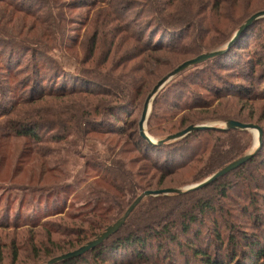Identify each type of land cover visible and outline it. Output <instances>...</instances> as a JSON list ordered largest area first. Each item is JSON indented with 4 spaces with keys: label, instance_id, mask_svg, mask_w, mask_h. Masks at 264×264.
I'll use <instances>...</instances> for the list:
<instances>
[{
    "label": "trees",
    "instance_id": "trees-1",
    "mask_svg": "<svg viewBox=\"0 0 264 264\" xmlns=\"http://www.w3.org/2000/svg\"><path fill=\"white\" fill-rule=\"evenodd\" d=\"M150 1L156 3V8L150 14L149 21L143 26L144 30L147 29L144 32L145 35L149 32L146 40L132 33L131 24L127 23L125 17L128 8L114 4L113 1L101 3L104 10L97 12L96 23L98 31L103 30L100 38L97 35L92 42L94 49L89 59L85 61L86 64L93 65V70L86 75L78 73L77 76L85 81H94V84L96 82L98 87H86L80 84L69 87V83L65 81V72L57 63L43 64V57H37L41 49L51 51L49 43L53 48H66L72 51L76 60L80 52L86 48V44L83 43L77 45L78 43L69 42L63 38L57 39L54 36L55 29L50 30V34L45 37L48 45H45L42 39L35 38L18 47L13 44L9 46L14 50L26 48L33 57L29 61H35L32 70L27 71L26 77L21 81L29 92L28 97L22 101L28 108V113L24 114L26 122L21 123L22 128L18 133L34 141L39 139L36 135L38 127L44 125L52 132L47 139L56 146L50 151L51 159L48 160L47 170L41 172L37 181H41L44 188L54 191L71 177L68 172L70 168L80 167L81 170L86 168L87 170L83 172L88 179L92 177L88 169L95 170L98 165H103L106 167L105 172L98 170L95 177L102 172L104 177L94 180L89 185L91 193L100 192L107 195L106 191L99 189L103 188L99 182H96L100 180L105 185L123 186L122 191L130 197L129 200L121 202L113 199L109 201V204L114 207L113 217L127 211L134 201L132 197H135L139 190H151L149 186L154 185L153 178L159 176L156 181L157 190L163 189L161 185L164 176H160L163 171L168 172L170 177L180 179L182 181L180 183H185L184 179L207 175L218 167L232 162L233 159L230 160L231 162L228 159L234 155L231 150L235 146L234 140L238 138L236 135L242 134L239 130L207 129L192 133L181 142L157 147L140 137L138 115L137 113L133 115L130 111L135 109L142 112L146 97L154 85L180 65H176L164 75L165 72L161 68L167 65L164 66L158 56L169 54L172 60L182 58L189 60L201 55L203 51L219 48L244 20L264 10V0ZM5 2L0 0V4ZM261 22L263 21H258L251 26L226 54L195 67L197 69L193 74H202V78H207L209 82L210 87H204V89L208 92L210 99L203 97L201 93L191 92L190 95H185V89L180 87L181 83L167 88L164 92L168 100L171 96L172 107L165 108L163 115L159 116L156 110L159 97L154 101V110L150 117L152 131L154 127L151 123L159 119L167 125L160 130L164 136L176 134L198 121L203 114L201 113L203 108L206 109L215 102L222 107V100L229 96L225 94L240 98L238 92L241 88L238 90L235 84L231 83L233 79L217 77L215 73H212L214 72L212 69L222 66L224 57L241 49L239 47L241 40L255 25H261ZM113 24H117L116 28L110 29L109 27ZM98 31L96 30L94 35ZM172 33L174 35H171ZM155 34L160 40L159 43H155ZM262 34L260 29L256 33V39L264 53V34ZM163 35L165 38L170 35V38L164 40ZM9 55L10 59H14L13 53ZM6 60L4 70L7 76L16 75L24 69L21 58L17 61V67L14 68L9 62L6 63ZM135 60L139 61L134 62ZM255 62L251 78L257 75L258 80L264 82V71L261 74H257L256 71L257 66L264 65V59L258 57ZM241 74L236 75L237 79L247 80ZM1 87L6 88L3 85ZM228 106L229 104L225 105V108ZM224 110L226 115L223 112V116L227 119L234 118L233 114L229 113L230 110ZM16 116L20 115L17 113ZM217 134L225 138L216 137ZM92 142L100 144L104 150L96 149L91 145ZM163 148L170 150L164 157L161 150ZM137 153L141 155L140 160ZM79 161L82 164H79ZM140 163L142 165L138 167L135 174L133 171H127V167ZM249 164L246 163L232 174L242 172ZM136 176L150 177L151 182L146 184V180L137 181ZM229 176L228 174L199 191L167 196L158 201L136 219V225L123 229L126 234L123 235L121 232L116 235L112 239V246L116 251L130 256L133 260L130 261L131 264H264V236L253 237L252 243L246 239L248 245H245L244 241L241 244L233 240L226 242V239L221 238L219 229L213 232L214 236L203 237L204 232L199 230L195 232L192 228L198 222V214L202 213L200 215L202 217L205 215V220H209L211 214H216L211 201L203 196L207 190L217 188L225 197L227 188L224 184L222 185V182ZM181 185L183 184L175 186ZM158 198L161 199V197ZM258 218L260 221L264 219L263 216ZM100 221L92 231L90 229L88 233H85L80 243H72L70 247L74 248L88 241L95 235L96 230L101 231L110 224L106 219ZM210 222L216 226L215 219ZM93 230H95L94 233H92ZM191 234L195 236L190 237ZM180 236L184 237L186 244L179 246L178 254L174 253L173 258H170L167 242L179 245ZM212 241H215L217 245H212ZM106 245L105 242L79 258L59 264H88L90 257L96 264H105L108 262L104 257ZM245 246H248V250L244 248Z\"/></svg>",
    "mask_w": 264,
    "mask_h": 264
},
{
    "label": "rangeland",
    "instance_id": "rangeland-1",
    "mask_svg": "<svg viewBox=\"0 0 264 264\" xmlns=\"http://www.w3.org/2000/svg\"><path fill=\"white\" fill-rule=\"evenodd\" d=\"M5 1L4 4H0V264H45L55 257L82 247L95 239L109 225H114L123 216L125 211L121 215L118 214L113 217L114 207L109 204V201L113 199L114 201L121 202L129 200L130 197L129 194L122 191L123 186L118 185L113 187L112 185H105L100 180L96 181L103 187L99 189L103 192L106 191L107 195H103L100 192L91 193L89 185L94 180L104 177L103 173L106 167L103 165H98L95 170L88 169L92 176L88 179H86L83 172L87 170L86 168H83V170L80 167L78 169L70 168L68 172L71 177L62 182L60 187L54 191L44 188V184L42 185L41 181H37L42 174L41 172L47 170L49 165L48 160L51 159L50 151L53 150V147L56 148V146L47 139L52 132L50 128L44 125L43 127H38L36 135L39 136V139L37 138L34 141L22 133H18L22 128L21 123L26 122L24 114L27 115L28 113V108L24 106L22 101L28 97L29 92L21 84V81L26 77V72L32 70L35 61H29L33 57L30 56L31 52H28L26 48L14 50L9 48V46L13 44L18 47L20 44L27 43L28 40H34L35 38L42 39L43 43L48 45L46 43L47 38L45 37L50 34V30L55 29L54 36L57 39L63 38L66 41L78 43L77 45L86 44V48L77 57L78 61L74 58L72 51L66 48H53L50 43L49 49L51 51L41 49L37 53V57H43V64L57 63L64 70L66 75L65 81L69 83V87L74 84L86 87H98L96 82L94 84V81H85L77 76L78 73L86 75L93 70V65L86 64L85 61L89 59L94 49L92 42L97 35L100 38L103 30L98 31L96 23L98 20L96 17L97 12L104 10L102 9L104 6H101L103 5L101 3L113 1L112 3L114 4L128 8L125 14L126 21L131 24L132 33L136 37L142 36L143 40H146V36L149 34L147 32L145 35L144 32L147 29L145 28L144 30L143 26L149 21L150 14L156 8V3H151L150 0ZM260 21H263L261 22L262 24L259 26L255 25L247 33V36L241 40L239 46L241 49H237L236 53L233 52V54L224 57L222 66L213 67L214 69H212L214 71L212 73H215L217 77L233 79L231 83L235 84L238 90L241 88L238 92L240 98H234L230 94H225L229 95L227 98H232L222 100V107L218 106V102H215L206 109L203 108L201 110V113H203L201 114V118L192 125L210 123L209 121L222 122L220 120L227 119L226 116H223V112L226 115L224 109H228L231 111L229 113L233 114L234 117L230 119L242 123L257 124L264 132V82L258 80L257 75L251 78L252 67L255 66L256 59L258 57L264 59V53L256 39V33L260 29H262L264 34V19ZM116 25L113 24L109 28L115 29ZM96 30L98 33L94 35ZM236 31L234 30L231 33V37L222 46L228 43ZM171 35L174 34L172 33ZM162 37L164 40H167L170 38V35L166 38L164 35ZM109 39L111 38L109 37ZM154 39H156L155 43L160 42L157 34H155ZM210 51H203L202 54ZM10 53H13L14 59H10ZM158 57L164 66L165 64L167 65L165 68H161L165 72L163 73L164 75L176 65L188 59L172 60V56L169 54H163ZM20 58L23 61L22 65L24 69L16 75L7 76L5 74L7 72L4 70L5 59H7L6 63L9 62L12 68H14L17 67V61ZM138 61L135 60L134 62ZM154 63L157 62L154 61ZM195 69L197 68H190L175 77L157 95L155 100L158 97L160 99L156 107L159 116L163 115L165 108L172 107L171 96L169 97V102L164 92L171 85L181 83L180 87L185 89V95H190L191 92L201 93L203 97L210 99L208 92L204 89V87H210L209 82L207 78H202V74L194 75ZM256 71L257 74H261L264 71V65L257 66ZM238 73H242L241 75L247 80L237 79L236 75ZM2 85L6 86V88H2ZM227 104L229 106L225 108ZM153 110L154 106H152L151 114ZM130 112L133 115L137 113L139 128L142 112L135 109H132ZM17 113L20 116H16ZM150 117L146 124L148 134L158 140L167 137L160 131L167 125L160 122L159 119L154 120L151 123L154 127L152 131V128H150ZM212 123L218 126L223 125V123ZM240 132L242 134L236 135L238 138L233 142L235 146L231 151L234 155L228 159L229 162L232 159L235 160L247 155L258 148L257 133L255 131ZM216 137L225 138L218 136V134ZM91 145L100 151L104 150L96 142H92ZM161 150H163V157L167 156L170 151H168V148ZM136 155H138V160H140L141 155L138 153ZM253 159V162L249 161L248 163L250 164L242 172L237 174L231 173L232 175L229 174L230 176L222 182V185L224 184V187L227 188L225 197L220 194V190L217 188L205 192L203 197L211 201L216 214H211L208 218L209 220L204 219L205 215H203L204 217L200 216L202 213L198 214V222L192 226L195 232L197 230L202 231L204 232L203 237H206L214 236L213 232L215 233L216 229H219L221 231V238L223 240L226 239V242L233 240L241 244L244 241L245 245H248L246 239L252 243L254 241L253 237L258 235L264 236V219L260 221L258 218L260 216L264 217V135L262 147ZM79 164H82V162L79 161ZM140 165L142 163L129 166L126 169L128 172L133 171L135 174ZM224 166L226 165L218 167V169L207 175L197 178L192 177L187 180L184 179L183 182L185 183H180L182 182L180 179L170 177L168 172L163 171L160 173L161 177L164 176L161 188L189 187L203 181ZM98 170H103L104 172L99 174V177H95ZM158 177L152 179L154 185L149 186L151 187L149 189L157 190L156 181ZM135 179L137 181L146 180V184L149 181L151 182V178L146 176H136ZM172 181H174L173 184L171 183ZM176 184L183 185L178 187L175 186ZM145 191L148 190H139L135 197H132L133 200L135 201ZM164 198H167V196H161V199L158 197L145 198L128 219L127 224L116 235L121 232L123 235L126 234L123 230L125 227L136 225V219L144 211ZM93 200H95L94 204ZM101 219L109 220L108 223L110 224L101 231L96 230L95 232L93 230L92 233L95 232V235L90 237L88 241L82 242L81 245L74 248L70 247L72 243H80L85 233H88L90 229L92 231L101 222ZM212 219L216 220V226L210 222ZM116 235L106 241L107 247L104 257L108 262L105 264H131L130 261L132 259H130V256L116 251L112 246V239ZM194 236V234L190 235V237ZM180 240L179 245L167 242L166 246L168 251H170V258H173L174 253L178 254L179 246H185L186 241L184 237L180 236ZM211 243L214 246L217 245L215 241ZM244 248L248 250V246ZM91 259V257L88 258V264H96Z\"/></svg>",
    "mask_w": 264,
    "mask_h": 264
},
{
    "label": "water",
    "instance_id": "water-1",
    "mask_svg": "<svg viewBox=\"0 0 264 264\" xmlns=\"http://www.w3.org/2000/svg\"><path fill=\"white\" fill-rule=\"evenodd\" d=\"M261 19H264V10L259 11L251 15L248 19H246L240 27L237 29L235 34L232 36V38L228 41L227 44L224 46L210 51L203 53L195 58L189 59L182 64H180L178 67H176L174 70L166 74L164 77H162L156 85L152 88L150 93L148 94L143 110L141 119L139 121V135L140 137L146 141L147 143L161 147L170 145L173 143H176L187 136H189L192 133L204 131L207 129H218V130H239V131H255L257 133V141H258V148L257 150L248 153L247 155H244L231 163L227 164L220 170L216 171L212 175L208 176L203 181L191 185L186 188H165V189H158V190H148L139 195L136 200L131 204V206L127 209V211L124 213V215L114 224L109 226L106 230H104L102 233H100L95 239L89 241L82 247H80L77 250H74L72 252H68L66 254H63L61 256L55 257L48 261L45 264H59L68 260H72L75 258H79L90 251L96 249L97 247L101 246L103 243H105L107 240H109L111 237L116 235L127 223L128 219L131 217L133 212L136 210V208L140 205V203L148 197H161V196H175V195H184L191 192L199 191L207 186L212 185L217 180L223 178L224 176L234 172L241 166L245 165L249 161H251L259 152L260 148L262 147L263 142V129L257 125L252 123H242L236 120L232 119H225L219 121H209L210 123L206 124H196V125H190L186 129L174 134L167 136L161 140L155 139L151 137L148 132L146 131V124L149 120L151 110L153 103L155 101V98L157 95L169 84L175 77L179 76L181 73L187 71L190 68L196 67L198 65H201L209 60L215 59L219 56H222L226 54L235 44L236 42L243 36V34L254 24H256ZM215 123H223L222 126H218Z\"/></svg>",
    "mask_w": 264,
    "mask_h": 264
},
{
    "label": "bare ground",
    "instance_id": "bare-ground-1",
    "mask_svg": "<svg viewBox=\"0 0 264 264\" xmlns=\"http://www.w3.org/2000/svg\"><path fill=\"white\" fill-rule=\"evenodd\" d=\"M257 136V135H256Z\"/></svg>",
    "mask_w": 264,
    "mask_h": 264
}]
</instances>
